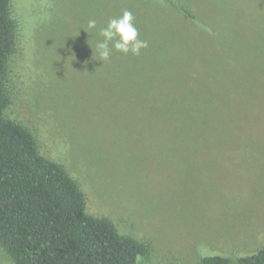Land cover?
I'll return each mask as SVG.
<instances>
[{
  "label": "rangeland",
  "instance_id": "1",
  "mask_svg": "<svg viewBox=\"0 0 264 264\" xmlns=\"http://www.w3.org/2000/svg\"><path fill=\"white\" fill-rule=\"evenodd\" d=\"M174 1L195 19L170 0H11L5 116L90 215L150 244L137 264L235 260L264 248V0ZM124 10L148 47L102 62L99 29ZM207 110L237 120L196 138L186 111ZM0 264H14L1 247Z\"/></svg>",
  "mask_w": 264,
  "mask_h": 264
},
{
  "label": "trees",
  "instance_id": "2",
  "mask_svg": "<svg viewBox=\"0 0 264 264\" xmlns=\"http://www.w3.org/2000/svg\"><path fill=\"white\" fill-rule=\"evenodd\" d=\"M16 50L11 0H0V247L14 264H137L150 253V244L121 235L107 218L90 215L84 193L64 166L42 156L33 133L6 118L9 63ZM186 112L198 123L196 138L219 136L214 134L217 121L237 120L229 113ZM201 264H264V248L235 260L208 256Z\"/></svg>",
  "mask_w": 264,
  "mask_h": 264
},
{
  "label": "clouds",
  "instance_id": "3",
  "mask_svg": "<svg viewBox=\"0 0 264 264\" xmlns=\"http://www.w3.org/2000/svg\"><path fill=\"white\" fill-rule=\"evenodd\" d=\"M89 30L97 27L95 19H90L87 25ZM101 40L96 42V52L100 61H108L112 52L131 53L140 55L141 49L148 47V42L139 38V30L135 24V17L130 10L107 20L106 25L99 29Z\"/></svg>",
  "mask_w": 264,
  "mask_h": 264
},
{
  "label": "crops",
  "instance_id": "4",
  "mask_svg": "<svg viewBox=\"0 0 264 264\" xmlns=\"http://www.w3.org/2000/svg\"><path fill=\"white\" fill-rule=\"evenodd\" d=\"M233 156H240V155H233ZM234 160H240V159H234ZM228 166H232V165H228Z\"/></svg>",
  "mask_w": 264,
  "mask_h": 264
}]
</instances>
